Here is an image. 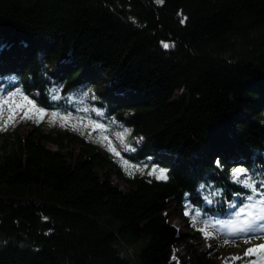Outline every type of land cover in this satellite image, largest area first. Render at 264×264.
Segmentation results:
<instances>
[{
    "label": "trees",
    "instance_id": "obj_1",
    "mask_svg": "<svg viewBox=\"0 0 264 264\" xmlns=\"http://www.w3.org/2000/svg\"><path fill=\"white\" fill-rule=\"evenodd\" d=\"M0 62L3 92L44 110L106 83L92 100L142 168L84 137L75 152L71 132L1 133L0 264H178L167 213L184 196L205 221L264 215V0H0Z\"/></svg>",
    "mask_w": 264,
    "mask_h": 264
},
{
    "label": "rangeland",
    "instance_id": "obj_2",
    "mask_svg": "<svg viewBox=\"0 0 264 264\" xmlns=\"http://www.w3.org/2000/svg\"><path fill=\"white\" fill-rule=\"evenodd\" d=\"M9 66L10 63L5 65L0 62V134H8L11 140L12 134L24 135L34 125L43 127L47 132H71L78 136L76 143L70 146L75 152L79 150L80 139L84 137L94 142L99 152L108 153L114 160L117 159L126 175L136 169H142L140 165L133 166L121 154L122 150L133 151L131 145H128L129 132L121 128L123 126L120 123L109 121L92 100L93 96H107L106 83L98 84L93 76L81 79L76 91L66 97V112L44 110L35 105L32 95L25 96L17 90L3 92L1 81L6 80V70ZM51 75L53 78H61L60 66L53 68ZM180 94L181 92H177L175 97ZM53 113L57 116L53 117ZM97 125L99 127H96ZM47 147L53 150L56 148L51 144H47ZM155 173L159 177L164 174L162 170ZM109 177L115 185L126 190L124 182L114 175V171L111 170ZM204 191L205 196L211 195L207 187ZM184 197L183 203L186 207H177L174 204L167 213L169 223L178 231V240L172 252V258L178 264H231L242 256L252 257L255 264H264V249L261 248L264 246V215L256 219L253 207L249 209L248 214L234 213L232 203L228 206V210H231L229 218L205 221L199 217L201 211L192 209L187 197ZM195 227L205 229L210 235L206 236L203 231L202 234L196 233ZM250 249L252 251H249Z\"/></svg>",
    "mask_w": 264,
    "mask_h": 264
},
{
    "label": "snow or ice",
    "instance_id": "obj_3",
    "mask_svg": "<svg viewBox=\"0 0 264 264\" xmlns=\"http://www.w3.org/2000/svg\"><path fill=\"white\" fill-rule=\"evenodd\" d=\"M164 46L167 47L168 45H164ZM54 98H55V97H54ZM52 116H53V117H56L57 114H56V113H53ZM61 119H66V118L61 117ZM96 127H99V125H97ZM154 171H155V170H154ZM242 172H243V169H236V170L232 173V175H233L234 178H237ZM150 174H151V173H150ZM246 223H248V222H246ZM240 230L243 231V230H245V229H240ZM249 230H254V229H249ZM201 231H203L204 234H205L206 236L210 235V233H208L205 229H201ZM261 248L264 249V246H261ZM249 251H252V250L250 249Z\"/></svg>",
    "mask_w": 264,
    "mask_h": 264
}]
</instances>
